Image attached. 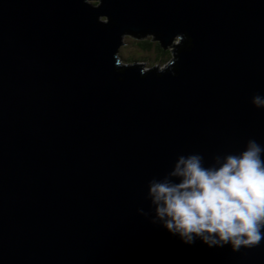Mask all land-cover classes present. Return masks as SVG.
Returning a JSON list of instances; mask_svg holds the SVG:
<instances>
[{"label": "water", "instance_id": "water-1", "mask_svg": "<svg viewBox=\"0 0 264 264\" xmlns=\"http://www.w3.org/2000/svg\"><path fill=\"white\" fill-rule=\"evenodd\" d=\"M152 36L164 69L123 63ZM264 0H0V264H264L182 243L147 182L264 144Z\"/></svg>", "mask_w": 264, "mask_h": 264}, {"label": "clouds", "instance_id": "clouds-1", "mask_svg": "<svg viewBox=\"0 0 264 264\" xmlns=\"http://www.w3.org/2000/svg\"><path fill=\"white\" fill-rule=\"evenodd\" d=\"M264 109V95L251 97ZM150 217L182 243L253 248L264 238V144L249 138L237 152L215 154L206 163L199 152L180 154L162 177L148 180Z\"/></svg>", "mask_w": 264, "mask_h": 264}, {"label": "rangeland", "instance_id": "rangeland-1", "mask_svg": "<svg viewBox=\"0 0 264 264\" xmlns=\"http://www.w3.org/2000/svg\"><path fill=\"white\" fill-rule=\"evenodd\" d=\"M89 2L98 4V0H89ZM147 40L151 42L153 40L155 42H152V48L146 49L142 46L141 41ZM156 42L157 41H155L152 36L140 39L135 36L129 35L125 38V44L121 47L119 56L123 63H129L128 61L134 63L135 60H138L137 62L140 64H144V67H146V69H151L153 67H164L173 60V55L171 54V58H167L166 60L164 57L161 58L160 51L157 48ZM161 60L163 61L161 62Z\"/></svg>", "mask_w": 264, "mask_h": 264}, {"label": "trees", "instance_id": "trees-1", "mask_svg": "<svg viewBox=\"0 0 264 264\" xmlns=\"http://www.w3.org/2000/svg\"><path fill=\"white\" fill-rule=\"evenodd\" d=\"M140 39H144V38H140ZM153 43H155L154 41H152ZM152 42L151 41H141V44H142V46L144 47V48H146V49H149V48H152V46H153V44H152ZM157 45H158V47L160 48V50L162 51V52H160V54L162 53V56H160L161 58H165V60L168 58H171V56L173 55L172 54V51H170V49H168V50H166L165 48H163L162 47V45H161V43L160 44H158L157 43ZM172 50V49H171ZM172 54V55H171ZM164 60V61H165ZM138 60H135V62H137ZM163 60H161V62H162ZM170 61V60H169ZM129 63H131L130 61H128Z\"/></svg>", "mask_w": 264, "mask_h": 264}, {"label": "flooded vegetation", "instance_id": "flooded-vegetation-1", "mask_svg": "<svg viewBox=\"0 0 264 264\" xmlns=\"http://www.w3.org/2000/svg\"><path fill=\"white\" fill-rule=\"evenodd\" d=\"M153 41V40H152ZM156 43H158V44H160V42H156ZM157 48H158V50L160 51V52H162L161 50H160V48L158 47V45H157ZM169 49H171V48H169ZM166 50H168V49H166ZM170 51H172V50H170ZM173 54V53H172ZM160 56H162V53L160 54Z\"/></svg>", "mask_w": 264, "mask_h": 264}, {"label": "bare ground", "instance_id": "bare-ground-1", "mask_svg": "<svg viewBox=\"0 0 264 264\" xmlns=\"http://www.w3.org/2000/svg\"><path fill=\"white\" fill-rule=\"evenodd\" d=\"M168 64H171V61H170ZM168 64H167V65H168ZM167 65H166V66H167ZM166 66H164V67H166ZM164 67H158V68H159V69H164Z\"/></svg>", "mask_w": 264, "mask_h": 264}]
</instances>
